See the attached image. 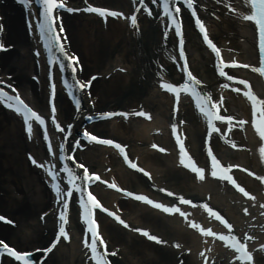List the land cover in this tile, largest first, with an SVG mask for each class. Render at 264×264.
Wrapping results in <instances>:
<instances>
[{"label":"bare ground","instance_id":"bare-ground-1","mask_svg":"<svg viewBox=\"0 0 264 264\" xmlns=\"http://www.w3.org/2000/svg\"><path fill=\"white\" fill-rule=\"evenodd\" d=\"M124 1L96 0L98 3L103 5L109 4L114 8H119ZM1 13L4 16L3 24L5 26L2 36H4L5 42L8 45L12 43L14 47L10 48V51L0 54V65H2V69L6 73L12 72L14 74L13 79L20 85L21 90L27 92L29 90L27 87L30 86L31 89L32 84L27 80V73H33L34 66L32 64L33 58L28 54L29 44L25 30L23 25L20 24L21 11L10 4H4L1 7ZM65 21L67 31L70 32L71 41L73 42L72 48L80 54L83 71L94 69L96 70L93 71L95 73L102 71L101 68L107 71L109 68H115L118 65L127 69L126 74L116 72L108 81H104L101 78L99 80L96 79L92 84V90L98 95L97 108L103 107V105L108 104L110 101L115 102L114 99L112 101L111 96H116V99H119V96L130 94L132 101L136 100L137 102L143 99L145 107L148 110L153 109L154 111L150 122L132 120L128 125H124L113 123V121H106L101 124H92V128L98 132H114L113 134L117 137L123 138L125 142H129L130 152L138 155L140 162L147 165L152 174L157 172V170L161 173L163 172L166 178L170 180V183L173 184L176 181V178L173 176L177 174L174 173L175 171L180 173L176 176L180 178L186 173L180 169L170 168L172 155H158L152 150L147 151L145 148L135 145L133 142V138H137L140 142L141 140L147 142L152 136L157 141H162L165 144L167 139L164 132L162 135H153L152 132L157 133V129H160V127L164 128V123L169 119L170 99L157 92L153 85L150 84V81L147 82L145 79L143 81L138 78L142 73L145 78H148L150 75V65L148 64L150 57H155L156 59L162 50L159 44V28H157L156 24L153 25V21L151 20H141L140 37L133 39L130 36L131 32L125 28V25L119 22L109 20L104 30L101 28L100 21L95 20L92 16L76 14L67 16ZM210 25L212 34L215 35L219 43H224L225 39H229L230 44L239 51L240 58L251 59L254 57V47L253 43H251L253 36L251 26L244 23L239 24L234 17L230 18L223 14H220L219 21L213 20L210 22ZM186 36L188 38L186 46L189 52L190 65L203 77L204 81L210 84L213 80L212 69L208 65L209 62H212L211 56L198 45V39L196 36H193L190 27L186 29ZM238 37H244V40L240 42L237 40ZM31 92L33 101L38 106L45 107L39 96L37 98L36 95L38 93L33 90ZM57 103L59 105V116L69 119L72 110L69 109L68 102L61 98ZM124 104L129 107L133 105L126 102ZM226 105L230 111L244 114V105L239 99L233 100L229 98ZM181 108L187 120V125L184 128L189 135L188 143L191 144L192 151L197 153L202 135L200 123L196 122L194 116L183 105ZM66 109L69 110L70 114L65 113ZM20 128V123L15 119L13 120L11 117L2 115L0 112V210L5 211L20 223L17 229L0 224V235L12 241L18 247L21 246L20 248L25 249L28 247L22 246L33 245L34 243L46 240L43 233L44 227H40L36 218V220L30 219L31 221L27 223V218L32 214L33 208L38 210L37 212L47 209L50 205V196L48 189L40 182L36 171L28 166V162L24 158L22 160L20 152L27 149L37 154L35 150L37 149L38 151V147L22 139ZM244 138L245 140H250V134L246 132ZM101 151L102 153H107L108 149L95 147L83 151L80 155L89 162L91 167V162L94 158L95 167L100 169L103 168V161L100 158ZM221 154L224 159L235 158L245 163L252 162L247 157V154L243 152L223 153L222 151ZM109 160L113 167L112 173L118 177L122 186L131 187L133 186L131 181L134 180L142 185L145 183L136 173H131V171L121 168L118 162L117 164L115 162L112 163L113 158ZM212 184L213 182H209L205 186L200 185L198 188L204 189V191L208 188L211 190V188L214 189V186H211ZM186 185L188 184L184 181L182 186ZM101 196L104 197V201L107 203L111 202L115 197L113 194H105V196L101 194ZM218 198L220 200L218 204L220 207H224L230 214L231 212H236V209L229 204L227 199H224L223 196V199L221 197ZM122 205L128 209L127 213L132 216L133 220H131L132 222L130 221L131 223L141 220L161 232L160 240L158 243L153 244L145 242L142 238L125 231L117 225L102 221L103 234L108 236L111 242L114 243L112 246L117 244V242L123 244V259L129 261L130 264H143V261H148L152 264H172L175 251H172L168 247V241L164 242L166 238L190 245L195 250L193 251L194 253L196 252V248L199 247L200 240L198 236L187 231L184 226L180 227L177 219L163 217L159 213L153 212L146 206L144 207L137 203L125 201L122 202ZM39 208L44 209L39 210ZM128 219L130 220V218ZM72 225L74 227L75 223L72 222ZM67 249V251L70 250L69 254L66 253L68 255L64 253V256L61 254L55 256L56 259H52L51 264H82V251L77 252L79 246H76L74 240L69 243ZM61 253L63 254V252ZM196 255L191 253L184 256V264H195ZM214 255V253L211 254V257Z\"/></svg>","mask_w":264,"mask_h":264},{"label":"snow or ice","instance_id":"snow-or-ice-1","mask_svg":"<svg viewBox=\"0 0 264 264\" xmlns=\"http://www.w3.org/2000/svg\"><path fill=\"white\" fill-rule=\"evenodd\" d=\"M24 4H29L30 0H22ZM39 4L41 5V10L39 12V16L41 19H39L37 23V27L40 30V33L42 37L45 39V47L49 48V51L53 47H56L59 49L61 53L64 54L66 59L69 62L76 61L78 64V57L74 55L68 54L61 42V33L65 32V29L63 27L62 21H60L57 10L66 8L67 5L63 2V0H38ZM140 4H144V0H139ZM153 2H158V0H153ZM245 3L247 5H250V11L244 16V19H247L249 21H252L256 27V31L258 34V50H259V66L256 65H250V64H242L244 68H251L256 72H259L261 75H264V0H245ZM184 5L188 9L191 10L192 15L196 18V25L199 27V30L201 33H203V39L207 43V45L211 48V50L216 54L218 59V71L219 74L222 77H225L227 80V83L224 85L225 87L232 88L235 92H244V95L248 97V99L251 101V124L254 126L255 131L258 133L261 140H264V98H261L254 93H252L250 90L245 91L244 87H236L231 82H238L242 86H249V81L246 79H242L241 77L237 75L229 74L228 71L225 70V68L228 65L237 66L241 65V62L238 60H230L225 61L221 54L220 47L217 46V44L213 41V39L210 38L207 27L205 25V22L199 17L196 11V5L195 0H163L162 2V10L170 24L174 25L175 32L177 36L180 37L179 44V55L181 58H184V68L187 73V78L182 83H165L161 81L162 87L164 89H167L171 92L176 93L177 99L179 98L180 92L183 91L184 93H190L191 97L194 98L195 105L198 108L199 112L203 114V116L206 118L207 122V139L206 143H208V140L211 139L213 133H221V128L217 126V122H227L228 130H231L232 127L240 125L242 126L246 121L239 120L237 121V118L234 115L229 114H221L220 108H219V102L213 100L212 96L204 91H202L198 86L202 84V81L199 80L193 73L188 70L187 67V60L185 57L184 52V39H183V32H182V21L180 19V13H181V5ZM229 7H232L229 5ZM69 11H72L73 9H68ZM88 11L99 13L101 16H104L110 12L108 8H102V7H89L87 9ZM232 11H237L236 8H232ZM112 16H117L118 13L116 11H111L110 13ZM148 14H152V10L148 9ZM119 15H123V13H119ZM131 22L133 25L137 24L136 15L133 14L131 17ZM31 27V23H30ZM167 35V33H165ZM66 38V35H65ZM6 45L4 43H0V50L6 49ZM55 59H59L58 57H55ZM51 62V61H50ZM77 64H72V71H76ZM61 68L64 67V65L61 63ZM0 83H4L3 81H0ZM91 81H88L87 83H81L80 81H76V86H78L81 89L90 87ZM54 85H53V93H54ZM0 100L4 101L8 107L13 108L16 113L22 114L23 120L27 126V131L29 134L32 132V121L33 119L39 123V125H45V117L41 115L38 111L33 110L23 99H21L19 94L15 95H9L8 92L4 91L2 88H0ZM79 106V101L77 100V107ZM57 111L55 105L53 104L51 107L52 120L55 121V112ZM142 115L147 116L148 113L141 112ZM104 116H110L112 113H103ZM235 122V123H234ZM56 127L60 128V124L56 123ZM175 125H173V129H175ZM226 135V134H225ZM84 137L90 141H99L102 138L93 134L91 131H88L87 129L84 130ZM47 133L45 132V139H47ZM177 142L179 143L180 149H181V156L180 161L181 163L185 162V157H187L188 163L187 167L190 168L194 173L199 175L200 179L205 178V168L200 167L197 165V163L192 159L191 156L188 155L187 151L185 150L184 143L180 139V136L177 135ZM76 145L79 146L80 142L75 141ZM103 143L108 145L115 144L116 148L120 149L121 152H125L124 147L117 143L113 139H104ZM235 147L236 145L233 144ZM49 150L51 151V144H49ZM68 151H71V148L69 147ZM208 157L210 158L211 163V171L210 175L212 177H219L221 180L227 181L230 184L234 185L236 189L239 190L240 193L243 194L245 197H250L252 199H255L254 194L251 191L246 190L245 187H243L240 183L237 182V179L232 174L231 170L233 168H238L240 165L232 164V163H222L220 159H218L217 155L213 151V147L211 144H208L207 148ZM260 152L261 154H264V144H261L260 146ZM31 156V154H29ZM76 159L75 156H69L65 154V146L61 144L59 146V160L66 161L63 165V173L66 174L64 179L67 180L66 185V191L61 188L59 177L57 170L55 168L49 167L48 174L51 177L52 184L51 187L55 190V196L58 200H62L64 209L67 210L69 206V199L75 195V193H80L79 197V204L83 207V219L87 222V226L90 232V241L86 240L85 243H90L91 253L93 254V257L97 260V264H110V261L107 259L106 253L107 249H103L102 251L99 249L98 245H103L104 240L100 235V232L98 231V225L97 221L93 216V212L96 208H101L104 212H109V209L107 207H104V205L101 203V201L93 194L92 191L88 190L85 185L89 184L95 179L96 181H99L101 177L95 173L90 172L89 169L83 164V163H77L75 168L73 166H70L72 164V161ZM124 159L127 160V162L130 164L132 168H138V165L134 163L133 161L128 159V156L125 152ZM32 163L36 164L37 161L35 158L32 159ZM43 167V165H41ZM82 170V173L79 171ZM139 171L144 172L145 170L143 168H139ZM245 172H248L249 169L245 168ZM251 175L256 176L257 173L252 172ZM259 179L261 181H264V176H260ZM107 184L108 182L105 181ZM112 188H117V185L115 183L111 184ZM164 191H167V189H164ZM170 195L175 196V193H170ZM127 196L133 197L135 196L137 199L141 201H146L150 205H154L158 209H162L166 213H179L181 215H186L182 212L181 208L176 206L175 204L167 205L164 203L157 202L153 199H150L147 195L143 194H137L132 191L127 192ZM179 200L186 204H193V201L191 199H186L183 195L179 196ZM204 208L207 209V211L214 215L218 220L222 221L223 224L226 226L227 230H229L227 233L225 232H216L212 231L210 228H204L202 226H199L195 221L192 222L191 227L192 228H198L199 230L206 234L211 235L213 237H219L221 241H226L228 245L235 250V255H233V260L237 261V264H252L253 262V253L252 251L248 250V246L246 241L248 240L247 234L244 236V241L242 242L241 239L235 235L231 230L233 229L234 225L229 222L228 219L225 218L224 215L221 214L220 211L214 210L213 207H210L208 203L203 204ZM244 212L247 213L248 209L245 208ZM111 215L115 217L119 223L122 225L127 226L126 221L123 220L119 215H117L115 212H111ZM59 216L63 222L66 223L67 221V215L66 211H60ZM0 219H5L4 217H0ZM137 232H142L146 236H150V238L153 241H158L160 238L157 235H152L148 232V230L143 228H137L135 229ZM60 235L57 236L56 241L53 242V247L55 246V243L59 241L60 237L63 236L64 238L68 237V233L65 231V228L63 226V223L61 224L59 228ZM179 247V245H177ZM261 249H264V244L259 245ZM51 248L45 249V252L50 251ZM0 252L9 254L12 258H14L17 262H23V264H32L31 259L29 258V254L25 251L17 250L15 247L9 246L4 241L0 240ZM100 252V254L97 256V253Z\"/></svg>","mask_w":264,"mask_h":264},{"label":"rangeland","instance_id":"rangeland-1","mask_svg":"<svg viewBox=\"0 0 264 264\" xmlns=\"http://www.w3.org/2000/svg\"><path fill=\"white\" fill-rule=\"evenodd\" d=\"M21 157H22V154H21ZM34 213H32V215H33ZM34 216V215H33ZM29 220V219H28Z\"/></svg>","mask_w":264,"mask_h":264}]
</instances>
